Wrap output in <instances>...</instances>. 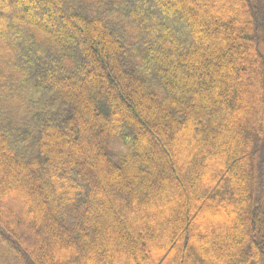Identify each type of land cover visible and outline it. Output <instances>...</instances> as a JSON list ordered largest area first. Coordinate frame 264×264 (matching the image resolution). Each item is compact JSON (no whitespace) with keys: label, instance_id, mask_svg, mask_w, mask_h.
I'll use <instances>...</instances> for the list:
<instances>
[{"label":"trees","instance_id":"1","mask_svg":"<svg viewBox=\"0 0 264 264\" xmlns=\"http://www.w3.org/2000/svg\"><path fill=\"white\" fill-rule=\"evenodd\" d=\"M15 1L0 264H264V0Z\"/></svg>","mask_w":264,"mask_h":264},{"label":"rangeland","instance_id":"2","mask_svg":"<svg viewBox=\"0 0 264 264\" xmlns=\"http://www.w3.org/2000/svg\"><path fill=\"white\" fill-rule=\"evenodd\" d=\"M15 4H16V1L15 0H0V16L6 12V11H9V10H16L18 13L20 12V8L17 7V9H15ZM17 5V4H16ZM145 6L150 9V10H156L158 8L157 4L154 2V0H146L145 2ZM46 10V13L49 12L50 15H51V18L48 20L50 26L54 27V28H58V29H62V26L63 24L60 23V21L58 22V15L57 13L55 12V10L53 9V6L51 7H45ZM30 14L32 16H35L37 18L40 19L41 15L37 13V11L35 10V8H30ZM159 18L162 22L166 23L168 26H170L172 29L171 31L175 34H178V31H179V28H181V24L179 22L180 19H178V17L176 16H172V15H159ZM73 35L74 33L72 32V30H69L67 31L66 33H63V41L71 48L73 49L74 48V43H73ZM63 175V176H61ZM62 173H60V176L62 178L66 177L67 176ZM60 177V178H61ZM74 177V175L72 176ZM4 232H0V240L6 244L7 246H10L12 245L13 248H15V244L11 241H6L4 239L3 236H1V234L3 235ZM16 249V248H15ZM22 252V251H20Z\"/></svg>","mask_w":264,"mask_h":264}]
</instances>
